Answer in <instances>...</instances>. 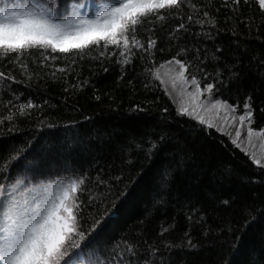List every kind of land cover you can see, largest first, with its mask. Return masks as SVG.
<instances>
[{
	"label": "trees",
	"instance_id": "obj_1",
	"mask_svg": "<svg viewBox=\"0 0 264 264\" xmlns=\"http://www.w3.org/2000/svg\"><path fill=\"white\" fill-rule=\"evenodd\" d=\"M57 2L63 6L64 0ZM104 2L111 0H79L83 4L81 10L89 16L94 15ZM193 2L202 4L206 0ZM213 4L214 7L208 10L215 17L219 31L214 30L212 38L204 36L206 28L198 31L195 37L188 34L183 37L181 47L199 49L202 66L208 73L215 70L225 77L229 70L237 73L239 78L227 83L219 92L214 89V96L235 105L238 115L243 114V104L250 96L253 109L250 126L254 130L264 129V66L259 63L264 57V19L255 14L254 8L243 3L235 12L230 6H222V0H213ZM175 23L178 21L165 24L163 28L157 23L154 30L157 48L153 50L152 64L157 67L176 52V42L168 35ZM139 35L143 39L147 33L142 31ZM217 49L221 51L217 52ZM34 54L39 59V53ZM96 56L97 52L93 50L84 59H77L69 69L67 85L59 73L55 79L47 74L53 69H42L29 61V70L40 72L42 78L33 76L28 82L30 87L12 84V88L22 93L20 102L31 99L40 108L31 110V118L16 121L20 131L8 133V121L5 120L4 131L0 132V150L10 144H20L32 135L41 144L47 141L56 145L49 155L52 169L57 173L69 161L73 169L87 174L93 182L104 179L115 183V177L123 170L125 182L114 189V193L122 194L115 196L109 214L81 243L84 251L76 259L81 264L99 259L103 264L108 249L122 238L139 241L143 249L147 246L145 241L148 244L161 240L181 244L184 233L188 232L197 247L173 249L172 264H219L221 254L228 264H262L264 216L259 213L264 211V169L253 164L250 156L233 145L227 136L188 117H178L177 106L159 81L147 80L141 74L143 64L134 61L132 66H126L130 70L120 78V69L115 63L105 60L101 64L98 58L93 59ZM214 56L216 61L211 60ZM177 58L191 59V56L182 54ZM55 63L59 67L66 62L58 60ZM0 70L7 71L4 62H0ZM13 74L22 79L19 69ZM196 75L203 87L206 81L201 78L202 74ZM78 82L82 86L73 90L70 85ZM207 82H212L211 78ZM146 83L147 87L144 86ZM66 86H69L68 92L64 91ZM136 106L144 111H136ZM162 109L167 111L162 112ZM7 114L8 109L0 105V117ZM39 118H46L45 124L51 123L55 127L34 128ZM161 131L166 132L168 138L151 160L122 155L119 151L120 145L130 139L139 142L150 136L154 138ZM128 160H131L130 164L126 163ZM34 163L32 156L27 161L20 157L9 166L10 177L18 168L22 176L31 175ZM165 167L174 171L169 202L161 206L154 202V188ZM88 187L91 194H95L94 183ZM76 195L83 201L81 215L90 219L94 214L87 200L90 192ZM224 200L229 201L228 205L221 203ZM192 207L203 213L202 224L186 219ZM246 210L252 211L257 219L242 232L240 243L228 247L227 242L247 218ZM191 214L195 217L198 213ZM162 228L168 231L160 236Z\"/></svg>",
	"mask_w": 264,
	"mask_h": 264
},
{
	"label": "snow or ice",
	"instance_id": "obj_2",
	"mask_svg": "<svg viewBox=\"0 0 264 264\" xmlns=\"http://www.w3.org/2000/svg\"><path fill=\"white\" fill-rule=\"evenodd\" d=\"M241 3L254 8L255 14L264 19V0H222V6H230L233 12L238 10ZM213 7V0H206L202 4L194 3L193 0H111L110 3H101L95 14L89 16L81 10L83 4L79 0H64L63 6L57 0H0V62H4L7 68V71L0 70V105L8 109V114L0 117V132L4 131L5 120L8 121V133L20 131L16 121L31 118V110L40 108L31 99L20 102L22 93L12 88V84L30 87L28 82L33 76L42 78L40 72L29 70V61L39 68L53 69L47 74L55 79L59 73L60 79L67 85L69 69L76 64L77 59H84L93 50L97 52L93 59L98 58L101 64L107 60L118 66L120 78L130 70L126 66H132L136 61L143 64L141 74L145 79L159 81L161 86L170 81L173 91L188 98V103L181 104L177 109L178 117H188L201 126L217 129L219 125L213 123L214 119L234 122L236 106L215 97L214 89L219 92L226 88L227 83L239 78L238 74L231 70L227 77L215 70L208 73L202 66L199 49L181 47L183 37L188 34L195 37L198 31L206 28L204 36L212 38L215 31H219L215 17L208 10ZM172 21H178L168 32L171 40L176 42V52L171 59L157 67L152 64L153 50L157 48L154 30L157 23L163 28ZM142 31L147 33L143 39L139 35ZM159 50L163 51V48ZM219 51L221 50L217 49ZM37 52L39 59L34 54ZM182 54H190L191 59L177 58ZM58 60H64L65 65L56 66L55 62ZM211 60L216 61L217 57L214 56ZM259 63L264 66V57H261ZM165 65L175 67L169 68L162 76L161 69ZM15 69H19L22 79H17L13 74ZM189 69L193 71L190 72ZM103 70L107 71V68ZM196 73L202 74L201 78L206 81L203 87ZM165 77L168 78L167 81ZM209 78L212 82H207ZM131 82L129 80L130 84ZM81 86L79 82L70 85L73 90ZM144 86L147 87L148 84ZM64 91L68 92L69 86ZM164 91L169 94L167 87ZM5 95L7 98H2ZM251 100L250 96L246 97L244 112L238 117L239 127L235 131L237 139L232 140L237 148L241 147L238 142L241 137L240 129L245 124L248 125L247 139L250 145L253 138L264 140V129L254 130L250 126L253 117ZM135 110L144 111L139 106ZM161 111L166 112L167 109ZM45 119L39 118L33 127H55L51 123L45 124ZM167 138L168 134L161 131L154 138L150 136L139 142L130 139L120 145L119 151L122 155H137L143 160H151ZM55 146L47 141L41 144L32 135L20 144H10L0 150V264H81L76 259L84 251L81 243L109 214L108 209L109 206H114L115 196L122 194L114 193V189L125 182L123 170L115 177V183L104 179L93 182L87 174L73 169L69 161L61 166L60 173L55 172L49 155ZM60 146L63 147V142ZM261 147L264 148V144ZM26 152L28 155H24ZM29 156L35 161L30 169L31 175L22 176L21 169L18 168L16 174L10 177L11 163L20 157L27 161ZM250 159L253 164L264 169V163L261 162L264 157L258 159L253 152ZM126 163L130 164L131 160ZM173 171L165 167L159 173L154 188V202L157 205L163 206L169 202ZM42 176L43 179L40 178ZM93 183L95 194H91L88 187ZM84 191L90 192L87 200L94 213L90 219L81 215L84 211L81 208L83 201L76 195ZM221 203L228 205L229 201ZM191 213L198 214L194 217ZM259 214L264 216V211ZM246 217L236 235L227 242L228 247L240 243L242 232L257 219L248 210ZM186 219L190 223L202 224L204 216L192 207ZM165 231L168 229L162 228L159 235L163 236ZM231 232L229 227L228 233ZM144 243L147 246L142 249L139 241L122 238L121 242L108 249L109 254L103 264H172L173 249L186 247L191 250L197 247L188 232L184 233L181 244L165 243L163 240L152 244L146 241ZM87 264L102 262L95 259ZM219 264H228L223 254L219 257Z\"/></svg>",
	"mask_w": 264,
	"mask_h": 264
},
{
	"label": "rangeland",
	"instance_id": "obj_3",
	"mask_svg": "<svg viewBox=\"0 0 264 264\" xmlns=\"http://www.w3.org/2000/svg\"><path fill=\"white\" fill-rule=\"evenodd\" d=\"M174 67H175L174 65H166L164 69H161V75L163 76L164 73L169 70V68L174 69ZM165 79L166 81L168 80L167 77H165ZM163 87L168 88V92H169L168 95L173 100L177 108H179L181 104L188 103V98L186 96L182 97L178 91L172 90L170 81L167 82L166 85H164ZM189 90H191V88H189ZM234 115L236 117L234 122L233 121L225 122L224 119L213 120L214 124L219 125V129H217V127H213V129L219 132L220 134L227 136L228 138H230L231 141L233 139H237V137L235 136V131L239 127V120H238L239 115L237 114V112ZM247 127L248 125L245 124L244 127L240 129L241 137L239 138L238 141L241 144L240 149L241 150L243 149V151L247 153L249 156L254 152L257 155V158L260 159L261 157H264V148L261 147V145L264 144V140H261L260 138H253L252 144L250 145L247 139ZM261 162L264 163V159H262Z\"/></svg>",
	"mask_w": 264,
	"mask_h": 264
}]
</instances>
